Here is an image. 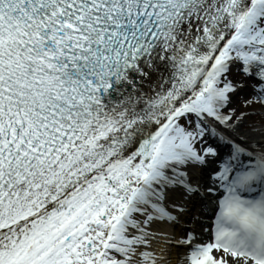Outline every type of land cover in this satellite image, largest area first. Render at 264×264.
<instances>
[{
    "label": "snow or ice",
    "instance_id": "obj_1",
    "mask_svg": "<svg viewBox=\"0 0 264 264\" xmlns=\"http://www.w3.org/2000/svg\"><path fill=\"white\" fill-rule=\"evenodd\" d=\"M173 257L264 264V0H0V264Z\"/></svg>",
    "mask_w": 264,
    "mask_h": 264
},
{
    "label": "rangeland",
    "instance_id": "obj_2",
    "mask_svg": "<svg viewBox=\"0 0 264 264\" xmlns=\"http://www.w3.org/2000/svg\"><path fill=\"white\" fill-rule=\"evenodd\" d=\"M241 103L242 102L240 100H238L234 104H235V106H237L238 108H240L241 111H247V109H244V108L241 107ZM253 107H256V105H253ZM247 119L248 120H258V119H260V117L251 116V117H248Z\"/></svg>",
    "mask_w": 264,
    "mask_h": 264
},
{
    "label": "bare ground",
    "instance_id": "obj_3",
    "mask_svg": "<svg viewBox=\"0 0 264 264\" xmlns=\"http://www.w3.org/2000/svg\"><path fill=\"white\" fill-rule=\"evenodd\" d=\"M238 100H239V99L235 100L234 103H235L236 101H238ZM155 247L159 248V247H161V245H160V244H157V245H155ZM172 260H173V264H175V257H173Z\"/></svg>",
    "mask_w": 264,
    "mask_h": 264
}]
</instances>
